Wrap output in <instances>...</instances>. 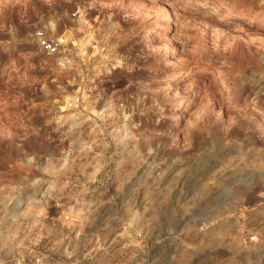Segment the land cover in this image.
I'll return each mask as SVG.
<instances>
[{"label":"rangeland","instance_id":"obj_1","mask_svg":"<svg viewBox=\"0 0 264 264\" xmlns=\"http://www.w3.org/2000/svg\"><path fill=\"white\" fill-rule=\"evenodd\" d=\"M0 264H264V0H0Z\"/></svg>","mask_w":264,"mask_h":264},{"label":"built area","instance_id":"obj_2","mask_svg":"<svg viewBox=\"0 0 264 264\" xmlns=\"http://www.w3.org/2000/svg\"><path fill=\"white\" fill-rule=\"evenodd\" d=\"M34 36L36 46L43 54L47 56H65V38L62 36H52L45 28L37 29Z\"/></svg>","mask_w":264,"mask_h":264},{"label":"bare ground","instance_id":"obj_3","mask_svg":"<svg viewBox=\"0 0 264 264\" xmlns=\"http://www.w3.org/2000/svg\"><path fill=\"white\" fill-rule=\"evenodd\" d=\"M160 8H161V7H160ZM161 9H162V12L165 11L164 6H163ZM163 13H165V12H163ZM49 25H50V28H51V29H53L54 26H55L54 23H52V22H50ZM63 36H65V38H66V35H63ZM64 59H65V57H64L63 55H59V56L57 57V60H59L60 63H62V61H64Z\"/></svg>","mask_w":264,"mask_h":264}]
</instances>
